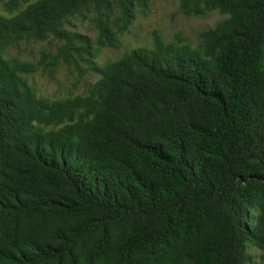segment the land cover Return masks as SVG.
Wrapping results in <instances>:
<instances>
[{
	"label": "trees",
	"instance_id": "obj_1",
	"mask_svg": "<svg viewBox=\"0 0 264 264\" xmlns=\"http://www.w3.org/2000/svg\"><path fill=\"white\" fill-rule=\"evenodd\" d=\"M228 16L198 48L135 49L97 82L89 114L36 123L0 55V264H247L264 249V0H202ZM145 0H37L0 16L90 54L65 28Z\"/></svg>",
	"mask_w": 264,
	"mask_h": 264
},
{
	"label": "rangeland",
	"instance_id": "obj_2",
	"mask_svg": "<svg viewBox=\"0 0 264 264\" xmlns=\"http://www.w3.org/2000/svg\"><path fill=\"white\" fill-rule=\"evenodd\" d=\"M35 1L0 0V16L15 17ZM227 16L202 0H145L128 14L116 7L101 25L91 12L70 16L65 28L86 37L90 54L68 60L60 52L63 40L24 32L0 40V55L14 67L22 90L35 96L36 123L60 129L90 113L100 98L97 82L112 62L135 49L172 53L198 48L202 33ZM246 251L247 264H264V249L248 241Z\"/></svg>",
	"mask_w": 264,
	"mask_h": 264
}]
</instances>
